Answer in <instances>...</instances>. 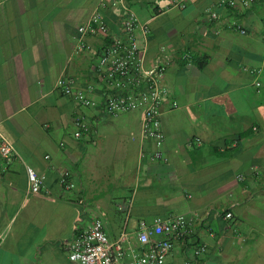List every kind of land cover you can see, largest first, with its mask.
I'll return each mask as SVG.
<instances>
[{
	"label": "crops",
	"instance_id": "obj_1",
	"mask_svg": "<svg viewBox=\"0 0 264 264\" xmlns=\"http://www.w3.org/2000/svg\"><path fill=\"white\" fill-rule=\"evenodd\" d=\"M122 4L150 25L146 67L167 66L158 162L141 137L143 109H104V39L78 51L79 28L97 12L120 33ZM263 38L264 0H0V144L15 149L10 162L0 154V264H72L65 244L96 220L121 246L117 264H131L140 223L170 216L189 219L191 232L166 264H264ZM78 92L98 106H79ZM79 115L90 125L80 139ZM28 167L48 195L31 193Z\"/></svg>",
	"mask_w": 264,
	"mask_h": 264
},
{
	"label": "built area",
	"instance_id": "obj_2",
	"mask_svg": "<svg viewBox=\"0 0 264 264\" xmlns=\"http://www.w3.org/2000/svg\"><path fill=\"white\" fill-rule=\"evenodd\" d=\"M186 2L187 0H174V7L184 8ZM255 2L256 0H221L222 4L232 8L238 5L248 8ZM122 5L125 16L120 33H113L102 13L97 12L87 25L79 28L78 51L91 50L87 41L89 37L97 36L104 39L97 63L99 79L106 95L104 109L107 114L113 116L143 109L141 137L153 143L154 151L148 158L152 162H158L164 155L162 107L169 97V90L164 83L167 66L163 60H159L155 66L146 67L150 25L148 22H143L128 5ZM212 18H218V14L212 13ZM234 28L243 35L247 34L239 24H235ZM58 88L66 96L74 94L72 82L65 78L59 79ZM75 99L77 104L84 108L98 106L83 92L76 93ZM174 107H177V104H174ZM75 124L77 126L75 137L80 139L90 129L88 119L84 115H79ZM134 139L137 140L136 137ZM0 154L10 162L15 157V149L8 142H2ZM27 172L31 193L48 195L49 191L45 189L44 179L31 167L27 168ZM61 183L67 188L75 187L67 177H64ZM225 218L232 219L233 214L228 212ZM190 232L191 221L185 216L158 217L152 223L142 221L137 234L139 246L133 247L130 252L131 264H166L167 257L175 244L185 240ZM65 249L72 264H117L116 252L121 250V246L110 241L103 222L96 220L89 229L67 242ZM206 251V246L198 247L195 256L199 259Z\"/></svg>",
	"mask_w": 264,
	"mask_h": 264
}]
</instances>
